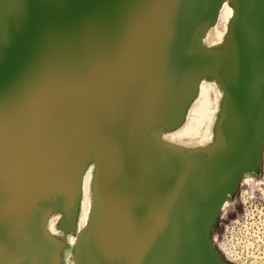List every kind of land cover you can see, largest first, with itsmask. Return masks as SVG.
Segmentation results:
<instances>
[{"label":"water","instance_id":"1","mask_svg":"<svg viewBox=\"0 0 264 264\" xmlns=\"http://www.w3.org/2000/svg\"><path fill=\"white\" fill-rule=\"evenodd\" d=\"M76 1L77 4L72 6L69 12L72 19H77L75 26L62 24L65 23V19L69 15L58 17L60 14H58L59 11H56L57 16H54V18L58 19L57 23L53 20L51 22L47 21L46 26L44 21H41L36 25L35 30H32V25L30 28L27 27L32 21H25L27 13L23 4H26V0H0V117L6 111L5 106L6 108L9 107L8 104L17 95L22 96V103L26 101V106L18 121L20 124L18 128L24 147L27 146L24 140L26 141L28 136L29 121L32 119L31 109L38 102L33 103L34 97L39 95L38 89L40 85L42 86L43 83L48 81L46 79L52 72L50 68L56 64L58 70L57 79L61 82V88L58 90H54L51 84L47 85L46 87L49 88L50 93L43 98L41 96L38 97L40 101L47 104L46 108L41 112L44 113L40 118V124L45 129L44 139L54 145L52 152L55 154L53 155L57 154L55 157L49 155L43 164L42 174L47 181L50 180V185L46 192H42L41 204H43L44 208H47V206H52L53 202L57 203L61 198L67 196L66 184L63 181H58L51 174H55V169L61 168L60 164L66 159L60 157L62 155L61 152L65 147L69 146V142L65 141L66 139L61 141H58V139L63 135L67 138L75 134L78 137L94 142L100 151L101 159L97 167L95 180L97 195L96 217L78 236L75 264H121L126 253L142 246L140 245V240L145 237L155 236L159 238L157 241L159 246L157 248L158 254H153V256L158 257L160 261L166 259L171 260L173 264L180 261L188 264L185 257L181 259L173 255L169 257L168 252L172 247H175L179 253L183 251V248L189 247L192 264H221L207 246V240L205 239L204 242L202 239V243L200 242L202 238L201 231L205 230L206 232L208 224L214 219H209L211 206L208 207V205L212 204L215 198L223 192H227L226 188L229 184L235 188L238 178L246 167L258 160L257 156H259L264 140V130L263 132L259 131L253 137V140L249 142L241 139L239 141V143L242 141L241 145L243 146L241 149H232L233 145L229 141V133L223 127L224 145L221 155L208 159L203 164L193 163L190 158L186 157L174 158V154L166 150L165 146L163 147L159 141H153L148 126L159 107L152 97L156 93H162L163 95V92L171 85L172 80L167 84L164 83L162 88L146 84L141 92L132 94L125 92L123 97L127 95V99L123 102L124 98L120 94L118 95L123 86H116L112 76V67L114 68V62L122 55V50L113 47L112 40L117 36H144L145 38L155 36L158 46H161V44L167 45L166 49L169 53L162 57L166 58V60L169 58V60H172L176 54V38H173V36H181L182 33H186L190 40H194L197 36L195 33H199L202 20L198 18L194 28H184L183 18L178 20V17H182V15L177 11L175 3L178 2L181 7V0H109L110 4L115 8L116 16L118 15L117 21L113 24H108L107 13L99 16L102 26L97 28V34L98 38L102 40V44L99 42L96 44L94 42L98 38L96 36L95 38L93 37V42L90 37L92 34H88L93 28V24L90 23L92 22L90 17L92 16V10L97 9V4L102 1L104 3L106 0ZM233 1L236 3L238 11L244 8L243 0ZM155 5L157 7L161 6V11L154 17L144 14L142 17L145 22L144 31L139 35L130 31V24L134 23L133 21L137 17L135 16L137 6H144V8L149 6L150 10L153 11ZM168 10L171 11L172 15ZM161 13L172 16L167 23L162 24L163 30L162 28L159 29L158 27L160 26L157 24ZM192 13L195 12L192 11ZM83 14H85V17ZM45 20H47V17H45ZM190 22L192 21L188 17L187 26ZM94 25H96L95 22ZM48 30L52 31L51 38L47 35ZM52 36H54V39ZM159 36H165V38L162 39L160 37L159 41ZM7 38L15 41L12 42L13 48L10 45V52L7 49L10 42L5 43L4 41ZM45 42H49L47 44L50 47L53 45L50 51L39 49L40 46L42 48ZM142 42H140V46L144 43ZM97 48L99 50L96 51ZM136 56L139 55L136 54ZM189 56L187 54L185 60ZM154 69L155 71L150 76L153 79L156 77L157 80L163 81L165 76L167 78L172 75L175 76L178 68L175 71L164 69L162 66L154 67ZM229 76L230 71L226 75V99L222 119V124L224 125L227 122L226 108L227 98L229 97ZM28 77L30 79H27ZM115 94L117 95L114 103L111 100H114ZM12 96L13 98L6 103L7 99ZM190 102H186L183 106V116ZM116 104L120 108L118 110H121L117 112L123 117L122 120L113 116L114 109H106V106L113 107ZM105 115H107L104 119L107 127H105L103 120ZM262 120V117L256 118L255 121L253 120L254 132L257 131L258 123L262 122ZM1 125L4 124L1 122ZM12 127L15 126L13 125ZM251 133H248L247 138H250ZM139 137L150 139V145L141 146L137 142ZM1 147H4V145H0ZM23 148L20 150L22 157H14L9 165L0 164V184L6 182V177L10 175L13 166L18 161L28 160L27 158L22 160ZM31 164L29 163L25 166H30ZM187 164L194 165L193 169L197 171L205 170L208 164L215 167L212 175H209L211 177L204 178V185L198 183L199 186H202L195 190L196 194L183 200L181 196L182 190L177 189L176 184H171L170 182L176 181V178H179L181 174H179V171L175 172V169L176 171L180 170L177 167ZM160 166L165 168L163 170L165 175L161 179L162 186H154L146 192L156 196V201H153L146 194L144 200H141L144 192L142 189L145 190L148 178L153 173L158 174L161 171ZM219 166H222L223 169L218 170L217 167ZM135 172L145 173L147 179L143 178L139 182L135 181ZM173 172H175V176ZM221 173H224L222 179L219 178ZM42 178L40 176L37 182L41 184ZM209 179L212 180L211 183L208 182ZM46 180L43 179V186H48ZM134 183L137 188L139 187L137 196L140 202L139 208L146 209V206L148 209L156 208L152 204H158L159 206L161 204L158 210L150 211V214L155 213L157 217H145L143 219L141 216L134 221V214L138 208L136 205L131 206L128 201L134 188ZM120 188L122 191L118 193L117 191ZM195 198H197L196 203L192 201ZM38 199L40 201V193L38 194ZM78 202L77 200L72 216L76 213ZM128 206L131 207L134 222L128 221V217L123 218L125 225L128 224L129 228H127L126 234L122 229L121 233L130 236L127 237L129 243L125 242L124 238L121 240L122 244L117 241L116 238L121 233L110 236L111 242L105 243L103 241L105 239L104 236L109 232H114L109 230L107 218L114 213L122 214L121 210L126 213ZM59 207L55 205L47 212L60 211ZM37 209L36 205L34 213H32L27 222V225L31 226L30 229H33L37 219ZM29 232L28 235H30ZM199 233L201 235L200 239ZM32 240L34 239L31 238ZM0 247L3 250L12 251V253L23 249L26 254L32 255L31 257H33V261L36 264H41L40 262L44 260L43 246L32 241V244L28 247V242L23 244L16 231H12L9 237L2 236L0 238ZM51 250L53 251L52 248ZM130 254H133V256L137 255V253ZM180 256L182 257L181 254Z\"/></svg>","mask_w":264,"mask_h":264},{"label":"bare ground","instance_id":"2","mask_svg":"<svg viewBox=\"0 0 264 264\" xmlns=\"http://www.w3.org/2000/svg\"><path fill=\"white\" fill-rule=\"evenodd\" d=\"M109 2V0H106L104 3L102 1L100 4H97V9L92 10V16L90 17L92 22L90 23L93 24V28L88 34L91 33L92 36H98L97 28L102 26L98 8L99 6L105 5V8L107 9ZM181 2L185 5V10L181 18L187 21L189 17L192 21L188 23V28H194L198 18L202 20L199 33H195L197 35L196 38L186 43V33H182L181 36H176V54L172 60H169L170 58L166 60V58L162 56L169 53L166 49L167 45L161 44V46H158L155 36H150L148 38H145L144 36H117L113 41L116 43V48L122 50V55L116 60V62H114V68L112 67V69L116 70L112 71V76L114 78L113 82L116 83V86H123L118 92V95L120 94L121 97H123L125 92L131 94L138 93L139 91L141 92L146 84H149L148 86L162 88L164 83L167 84L172 80L171 85L163 92V95L162 93H156L155 96L152 97V99H155L154 102H156L159 107L156 115L154 114L153 116V120H149L150 122L148 126L150 135L152 136L153 141H159L163 147L165 146L166 150L173 153L174 158L186 157L190 158L193 163L203 164L206 163L208 159L215 158L223 153V127L229 133L228 137H230L229 141L233 145L232 149H241L243 146L241 145L242 141L239 143L241 139L249 142L250 140H253V137L256 136L259 131L263 132L264 130V0H243L244 8L240 11L236 9L237 12L230 4H228L227 0H192L188 2H186V0H181ZM76 4V0H26V4H23V6H25L24 10L27 13L25 15V21H32L27 27L30 28L32 25L31 29L35 30L36 25L41 21H44L45 24L47 21L51 22V20L57 23L58 19L54 18V16H57L56 11H59L58 14L60 15L58 17H62L66 14L69 15L68 18L65 19V23H62L66 26L71 17L69 14L71 7ZM23 6L21 5L22 10ZM54 9L56 10L54 11ZM145 11H147V13H145ZM160 11L161 6L157 7V5H155L153 11L150 10L149 6L145 8L144 6H137L135 15L137 17L135 18L136 20L133 21L134 23L130 24V31L139 35L145 29V22L142 18L144 14H149L154 17L155 15L157 16ZM192 11L195 13H192ZM168 12L171 14L170 10H168ZM83 16L85 17V14H83ZM45 17H47V20H45ZM171 17L172 16L170 15L161 13L160 18L157 21L158 26H160L158 28H162L163 30L164 28L161 27L162 24L167 23L168 19ZM106 19L108 24L114 23L109 16ZM93 21L97 26L94 25ZM71 22L77 23V20H71ZM230 22L231 28L228 31ZM221 26L223 29H221ZM47 35L48 37L52 35V31L48 30ZM92 36H90L91 39ZM160 37L161 36L158 37L159 41ZM161 38L163 39V36ZM4 41L5 43L10 42L7 49L10 48V45L13 48L12 42L15 41L8 38ZM140 42L143 43L142 46H140ZM199 43L204 44L203 47H200ZM156 46L159 47L157 50L155 48ZM39 49L51 50L49 45H47V42H45L42 48L40 46ZM10 50L11 49H9L8 52H10ZM181 51L190 55L187 60L181 55ZM136 54L139 56H136ZM183 59L186 61L184 66H182ZM173 65L181 66V68H174L172 67ZM158 66L173 71L177 69L175 76L172 75L169 78L165 76L163 81L157 80L156 77L153 79L150 75L155 71L154 67L157 68ZM50 69L52 72L47 78L52 77V79L43 83L42 86L40 85L38 89L39 95L34 97L35 99L33 103L38 102L35 107L31 109L32 119L29 121V133L27 136L29 145L24 147V143L20 140V131L18 128L20 126L18 121L26 106V101L25 103H22V96L20 97L17 95V97L8 104L9 107L6 108L5 106L6 111L0 117L1 122L4 124L1 125L0 122V145H4V147L0 148V164L9 165L14 157H22V152H20V150L23 147L22 160L26 158L28 159L26 161H18L13 166L10 175L6 177V182L0 184V219L3 221H0V238L6 236L4 234L9 231L8 227L4 226L6 221L11 222L12 219H14L15 222L18 221V215H15V207L12 205L9 210L7 207L10 204L6 196L11 189L16 197V206L21 209V217L23 218L22 227L24 232L19 239L23 241V244L24 242H28V247H30L32 241L43 246L42 251L44 260L40 262L41 264H59L58 251L60 247L57 244L58 240L54 237L57 228L56 225H50L48 223L49 213L47 211L49 209L53 208L55 205L60 206L59 209L62 210L65 220L71 222L73 221L72 215L77 200L81 202V210H79L78 213L80 216L77 220L75 232L77 237L83 228L85 229L95 220L97 206L92 208V202H90L91 184L93 178H95L93 177L91 169L93 166L98 167L101 160L99 149L96 148L95 143L89 141V139H83L75 134L67 138L65 135L60 137L58 141L66 139L65 141L69 142L70 148L67 146L62 150V155L60 157L66 159L60 164L61 168L55 169V174L51 175L52 177L55 176V179H58V181H63L66 184L67 196L61 198L57 203L53 202L51 204L52 206L44 208L43 204H41L43 196L42 192H46L49 188L50 180L47 181L46 177L42 174L43 164L49 155L55 153L52 152V148L54 147L53 144L45 141V129L40 124V118L44 113L41 112L46 108L47 104L46 102L40 101L38 97L41 96V98H43L46 96L47 94L45 91L50 92L49 88L46 87L49 84H51V87L54 90L61 88V82L57 79V68ZM228 71H230L228 89L229 97L227 98L226 108L227 122H225L224 125L220 123L217 116V104L220 103V97L222 96V93L219 92L220 90L223 91V95L226 99V75L228 74ZM203 75L214 78V80L202 83L201 77ZM27 79H30V77ZM116 95L117 94L114 95V100H111L114 103ZM11 98H13V96L9 97L6 103H8ZM123 98V102H125L127 95ZM191 100H196L197 105L193 108L194 110L188 117L189 122L184 127L185 131L181 132V137L186 135H200L201 138L194 146L176 145V143L171 141H175L174 138H176V135H173V132L184 120L182 114V111H184L183 106L186 102L188 103ZM106 109H114L115 111L112 113L113 116L122 120L123 117L118 113L121 110H118L120 108L117 107V104L113 107L106 106ZM107 115L104 116L103 120ZM261 117L263 120L258 123V129L254 132L253 120L255 121L256 118ZM104 123L105 127H107L105 120ZM13 125L15 127H12ZM181 130L182 129L179 131ZM249 132H252V135L250 138H247ZM3 139L5 140L3 141ZM137 142L141 146H144L145 144L150 145V139H145L143 137H139ZM56 155H53V157ZM93 155H97V158H91ZM255 161L257 162V160ZM256 162H254V164H256ZM29 163L32 164L30 166H25ZM193 166L194 165L187 164L182 167H177V169L179 168L180 170L176 171L175 169V172L179 171V174H181L180 176L178 175L179 178L177 177L176 181L170 182L171 184H176L177 189L182 190L181 196L183 200L196 194L195 190L202 186H199L198 183L204 185V178L211 177L209 175H212V171L215 167L208 164V167L206 166L205 170L197 171L196 169H193ZM222 166L217 167V169H223ZM247 167H249V165ZM164 169L163 166H160L161 171L158 174L153 173L148 178L145 190L142 189L144 192L141 200H144L146 194L153 201H156V196L146 192L154 187L156 183L162 186L161 179L163 175H165V171H163ZM175 172H173L174 176ZM22 175H25V180L20 182L19 180ZM40 176L43 177L41 184L37 182ZM223 176L224 173H221L219 178L222 179ZM134 178L135 181L139 182L143 178L147 179V175L145 173L135 172ZM43 179L47 181L48 186H43ZM208 182L211 183L212 180L209 179ZM28 188L30 189V195L26 193ZM138 188L134 183V188L131 193L133 202L130 203L128 200L131 206L136 205L138 208L134 214V221L141 216L143 219L145 217H157V214H150V211L158 210L161 207V204L160 206L158 204H152L156 208L148 209L147 206L145 207L146 209L139 208L140 202L137 197ZM234 189L235 188L229 184L226 188L228 191L225 193L223 192L215 198L212 204L208 205V207L211 206L210 220L215 217L218 210H223L228 204H230L229 198L225 196V194H232ZM121 191L122 189L120 188V192ZM39 193L40 201L38 199ZM196 200L197 198L192 201L196 203ZM12 201L14 202V197L12 198ZM36 205L38 207V216L33 229H30L31 226L27 225V222L32 213H34ZM121 213L123 214L125 211L121 210ZM131 213V207L128 206L124 215L114 213L107 218L109 229L110 227H113L114 229L110 231L114 232H109L104 236L105 239H103V241L105 243L111 242L110 236L120 234L121 229L126 234L129 225H125V221L119 220L118 217H128V221L134 222ZM28 231H30V235H28ZM201 235L199 233V239L201 238L200 242L202 243V239L203 241L206 239L205 230L201 231ZM127 237L130 236L121 233L116 239L117 241H120V244L123 243L121 241L123 238L125 242L129 243ZM31 238L34 240L31 241ZM158 240L159 238L156 236L145 237L143 240H140V245L142 246L126 253L121 264H124V262L125 264H173L171 260L165 259L160 261L158 257L153 256V254H158ZM103 241L102 243H104ZM130 241H132V239H130ZM114 243H116V241H114ZM220 248L226 255H231L233 253L230 254L224 251L225 248L223 245H220ZM130 253H137V255L133 256V254ZM0 254V264H36L35 261H33V257H31L32 255L30 256L26 254L23 249H19L18 252L12 253V251L3 250L0 247ZM168 255L169 257L172 255L177 256L178 259L185 257L187 263L192 264L189 247L183 248V251H180V253L177 252L175 247H172L168 252ZM5 256L9 257V259H5ZM11 257L12 261L10 262ZM70 264H74V261L70 262ZM176 264L185 263L180 261Z\"/></svg>","mask_w":264,"mask_h":264},{"label":"rangeland","instance_id":"3","mask_svg":"<svg viewBox=\"0 0 264 264\" xmlns=\"http://www.w3.org/2000/svg\"><path fill=\"white\" fill-rule=\"evenodd\" d=\"M188 1H192V0H186V2ZM227 1H228V4H230L236 11V3L233 0H227ZM175 3H176L177 11L179 12V14L182 15L185 10L184 3L181 2V5H182L181 7L179 6L178 2H175ZM108 4L109 5L107 9L105 8V5L99 6L100 8L98 9L99 16L102 15L103 13L105 14L107 13L106 18L109 16V18L112 19V21H114L115 23L117 21L118 15L116 16V13H115L116 11H115L114 6H112L110 2ZM180 19L182 18L178 17V20ZM71 20L76 21L77 19L76 20L71 19L70 17L69 23L66 26L76 25V22H71ZM186 23L187 21L183 19V25L185 24L184 28H188ZM230 28H231V22L229 24L228 31L230 30ZM221 29H223L222 26H221ZM49 37L51 38V36ZM93 37L95 36H92V39ZM96 37L98 38V36ZM166 37H169V36H166ZM52 38L54 39V37ZM163 38H165V36H163ZM173 38H176V36H173ZM101 41L102 40L94 42V39H93V42L96 44L98 42L101 43ZM189 41H192V40H190V38L186 36L185 42L187 43ZM112 42H113L112 46L116 47V43L113 40ZM203 45L204 44L199 43L200 47H203ZM155 48L157 50V48L159 47L156 46ZM97 50L99 49L97 48L96 51ZM181 55H183L184 57L187 56V54L183 53V51H181ZM185 64H186V61L183 59L182 66H184ZM172 67L181 68V66H175V65H173ZM52 68H57V64L55 66H52ZM113 70H116V69H112V71ZM51 79L52 77H49L46 80L50 81ZM210 80H214V78H210L207 75H203L201 77L202 83L210 82ZM219 92L222 93V96L220 97L221 99L220 103L217 104L218 105L217 106L218 108L217 116L219 118L220 123H222L225 96L223 95V91L220 90ZM45 93L48 94L50 92L45 91ZM196 105H197V101L191 100L190 104L187 106V110H185L183 122L173 132L174 133L173 135H176L175 136L176 138H174L175 141L173 140L171 141L173 143H176V145L194 146L198 142V140L201 138L200 135L198 136L197 135H186V136L181 137V132L185 131L184 127L189 122L188 117L190 116L191 112L194 110L193 108H195ZM180 129L182 130L179 131ZM20 139H21V135H20ZM21 141H23V139H21ZM24 142L26 145H29L27 138H26V141L24 140ZM68 148L70 147L68 146ZM91 158H97V155H93ZM89 164H93V163H89ZM91 171L93 173V177H95L93 178V182L91 184V193H90V202H92V208H94L96 206V199H97L96 189H95L97 166H93ZM23 180H25V175H22L19 181L21 182ZM157 185L159 184L156 183L155 186ZM117 192L119 193L120 189ZM26 193L28 194L30 193L29 188L26 191ZM225 196L229 198L230 204H228L225 209L218 210L212 222L208 224L206 232H205L207 246L212 251L215 258L221 264H264V140L262 142L260 153H259L256 164L250 165L249 167L245 169V171L238 178L235 189L232 192V194L227 193L225 194ZM6 197L8 198L9 204H10L9 206H7L8 210L10 209V206L12 205L15 207V210H16L15 215H18V221L15 222V220L12 219L11 222H8V221L5 222L4 226L8 227L9 231L6 232V234H4L6 235L4 237H9V234L12 231H16L17 235L20 237L21 234L24 232L23 227H21L23 226V223H22L23 218L21 217V209L18 208V206H16V197L14 196L13 191L11 189L8 191ZM13 197H14V202L12 201ZM129 201L130 203L133 202V198L131 195H130ZM79 210H81V202H78L76 213L73 216V221L71 222L65 220L62 210L53 211L49 213L48 223L50 225H53V224L56 225V228H57L55 230L54 237L58 240L57 244L60 247L58 251L59 264H70V262L72 261H74V264H75L76 262L75 261L76 260V245L78 244L77 243L78 237L75 232H76V227H77V220L80 216V214H78ZM123 218L124 217H118L119 220H123ZM114 219L116 220L115 217ZM0 221L3 222L1 219ZM1 222H0V225H1ZM113 229H114L113 227H110L109 230H113ZM83 230L84 228L81 230V232ZM220 245H223V247L225 248V249L223 248L224 251L230 254L232 252L233 253L231 255H226L220 248ZM4 258L9 259V257H6V256ZM11 261H12V257L10 259V262Z\"/></svg>","mask_w":264,"mask_h":264}]
</instances>
